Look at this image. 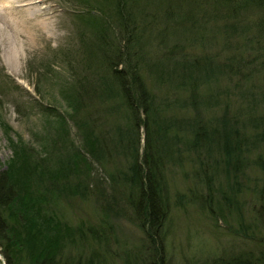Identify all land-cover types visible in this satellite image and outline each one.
I'll use <instances>...</instances> for the list:
<instances>
[{
  "label": "trees",
  "instance_id": "16d2710c",
  "mask_svg": "<svg viewBox=\"0 0 264 264\" xmlns=\"http://www.w3.org/2000/svg\"><path fill=\"white\" fill-rule=\"evenodd\" d=\"M76 1L84 6L81 13L84 26L94 35L88 42H81L86 44L87 53H81L84 60L79 69L72 67V55L67 57L75 79L71 93L65 95L67 116L78 132L81 149H63L59 174L48 173L39 184L44 183L50 197H86L89 184L85 178L90 162L85 155L98 164L124 157V165L111 163L115 171L109 177V191H121L124 195L122 189L129 190L128 203L139 215V223L148 236L154 237L151 232L159 233L169 212L164 172L168 166H181L176 144H185V152L192 153L188 157L194 161H187L192 167L198 164L197 172L210 192V182L219 164L228 177L243 161L238 142L236 147L232 146L231 136L236 128L230 129L229 121L211 120V124L208 116L204 117V125L199 121L203 106L199 102L198 84L214 73L216 65L208 56L192 58V54L185 53V41L194 36L202 41L201 37L210 34L208 18L220 19L222 23L213 32L214 43L228 44L235 34L249 33L244 41L254 49L251 59L258 60L264 70V0H159L153 9L152 0ZM131 1L136 3V10ZM251 10L250 15L254 11L258 14L255 20L246 15L240 17L242 11ZM174 16L177 17L174 25H169L167 21ZM200 21L205 25L199 24ZM180 26L192 36L181 32L183 41L174 40L168 51L158 57V52L166 47L167 37L174 33L180 37ZM144 34H148L146 40L151 38L150 50L155 49V58L161 59L148 60L150 50L143 49ZM230 55L226 64L235 61L234 54ZM205 102L210 103L208 107L214 104L208 99ZM176 110L185 111L186 117H176ZM54 117L57 119L51 127L56 131L57 142H70L68 120L62 114ZM140 124L146 130L147 150L139 156L138 137L131 141L128 131L131 133L134 128L136 132ZM213 125L220 132H215ZM180 130L186 134L183 136ZM47 145L44 163L58 154L53 146ZM200 149L205 158H213V165L199 157ZM14 155L16 158L0 171V253L4 263L83 264L79 260L75 263L69 252L76 237H83V231L61 221L57 206L52 209L45 195L34 193L32 183L22 185L23 180H28L30 157L24 156L19 147L14 149ZM209 166L211 176L206 174ZM33 168L36 170V166ZM40 195L45 196L43 211L41 205L34 203L36 197L41 199ZM84 264L102 262L89 257ZM157 264H161L160 259Z\"/></svg>",
  "mask_w": 264,
  "mask_h": 264
},
{
  "label": "rangeland",
  "instance_id": "374dc122",
  "mask_svg": "<svg viewBox=\"0 0 264 264\" xmlns=\"http://www.w3.org/2000/svg\"><path fill=\"white\" fill-rule=\"evenodd\" d=\"M158 2L152 0L151 8ZM50 4L55 13L57 37L39 41L36 50L24 54L19 69L6 64L3 47H0V171L13 157L16 158L15 148L19 147L24 156L30 157L28 180H23L22 185L32 183L34 193L45 195L44 199L52 209L57 206L61 221L83 231V237H76L75 244L69 248L73 261L84 264L92 257L94 262L100 260L102 264H157L159 259L161 264H264V70L258 60L251 59L254 49L244 41L249 33L235 34L228 44H215L213 32L222 21L208 18L207 26L210 27L207 30L211 35L201 37L202 41L195 36L185 41V53L192 54V58L208 56L216 65L214 73L198 84L199 102L203 106L199 110V121L204 125L205 116L210 122L229 121L230 129L236 128L231 136L232 146L238 142L243 161L228 177L219 164L216 176L210 182V192L197 172L198 164H192V167L187 161L193 160L188 157L192 153L185 152V144H176L174 147L178 149L181 166H168L164 172L169 212L159 233L153 235L151 232L154 237H149L139 223V215L128 203L129 190L114 187L124 190V195L121 191H109V177L115 171L111 163L115 161L124 165V157L98 164L85 155L90 162L85 178L89 184L86 197H50L44 183L39 184L48 173L59 174L63 149H81L78 132L67 116L65 95L71 93L75 85L70 63L67 64L70 58L67 57L72 55V67L79 69L78 65L84 60L82 54L87 53L86 44L81 42H88L94 36L91 29L84 26V14H81L84 6L78 1L45 0L41 5L47 7ZM131 4L136 10V3L131 1ZM251 13L253 10L242 11L240 17L246 15L255 20L258 14ZM175 18L168 20V24L174 25ZM199 24L205 25L202 21ZM187 25V22L183 25L185 29ZM183 26L179 27L180 37L177 33L167 37L166 47H162L158 57L168 51L174 40L183 41ZM147 36L144 34L142 38L143 49L149 51L151 38L146 40ZM154 50H150L152 54L149 52L148 60L161 59L155 58ZM231 53L235 61L229 60L232 64H226ZM207 99L214 104L208 107ZM188 110L191 109L188 107ZM174 112L176 117H186L185 111ZM57 114L68 120L70 142L66 144L57 142L56 131L51 127ZM213 126L215 132H220ZM131 130V133L128 131L131 141L138 137L140 156L147 147L144 143L146 130L141 124L136 132L134 128ZM208 131L211 132L210 126ZM180 132L183 136L186 134V131ZM47 143L58 154L44 163L42 158ZM198 151L200 158L213 165L212 157L205 158L202 149ZM212 173L209 166L206 174ZM43 195L34 200L41 205L38 208L42 211L45 205ZM113 200L116 203H111ZM0 264H5L1 253Z\"/></svg>",
  "mask_w": 264,
  "mask_h": 264
},
{
  "label": "bare ground",
  "instance_id": "6f19581e",
  "mask_svg": "<svg viewBox=\"0 0 264 264\" xmlns=\"http://www.w3.org/2000/svg\"><path fill=\"white\" fill-rule=\"evenodd\" d=\"M43 2L0 0V47L13 69H19L24 54L36 50L39 41L57 37L53 6L42 7Z\"/></svg>",
  "mask_w": 264,
  "mask_h": 264
}]
</instances>
